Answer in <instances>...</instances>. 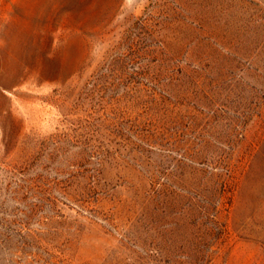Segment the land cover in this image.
I'll return each mask as SVG.
<instances>
[{
  "label": "rangeland",
  "instance_id": "1",
  "mask_svg": "<svg viewBox=\"0 0 264 264\" xmlns=\"http://www.w3.org/2000/svg\"><path fill=\"white\" fill-rule=\"evenodd\" d=\"M0 264H264V0H0Z\"/></svg>",
  "mask_w": 264,
  "mask_h": 264
}]
</instances>
